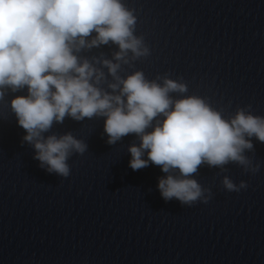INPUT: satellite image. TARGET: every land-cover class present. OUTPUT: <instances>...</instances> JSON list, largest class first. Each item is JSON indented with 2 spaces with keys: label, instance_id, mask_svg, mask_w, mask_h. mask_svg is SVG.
<instances>
[{
  "label": "clouds",
  "instance_id": "1",
  "mask_svg": "<svg viewBox=\"0 0 264 264\" xmlns=\"http://www.w3.org/2000/svg\"><path fill=\"white\" fill-rule=\"evenodd\" d=\"M136 25L135 9L123 0H0V101L27 87L10 108L26 132L22 143L34 148L33 158L48 173L67 178L68 160L88 145L72 132L44 133L65 118L104 117L109 145L129 134L139 139L128 147L134 171L151 163L167 174L157 185L165 201L207 204L211 189L193 177L202 166L227 172L230 163L257 173L260 164L246 152H255L253 137L264 143V116L249 104L225 118L207 97L187 95L183 77L170 73L122 75L124 66L151 55ZM112 45L110 57L83 54ZM221 184L228 192L248 187L227 175Z\"/></svg>",
  "mask_w": 264,
  "mask_h": 264
}]
</instances>
